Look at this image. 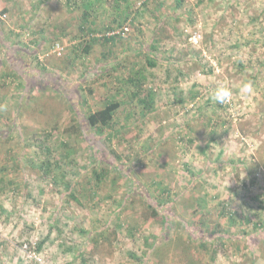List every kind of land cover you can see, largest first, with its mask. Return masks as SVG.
<instances>
[{"label":"rangeland","instance_id":"1","mask_svg":"<svg viewBox=\"0 0 264 264\" xmlns=\"http://www.w3.org/2000/svg\"><path fill=\"white\" fill-rule=\"evenodd\" d=\"M0 264H264V0H0Z\"/></svg>","mask_w":264,"mask_h":264},{"label":"trees","instance_id":"2","mask_svg":"<svg viewBox=\"0 0 264 264\" xmlns=\"http://www.w3.org/2000/svg\"><path fill=\"white\" fill-rule=\"evenodd\" d=\"M150 64H152V63H150ZM16 70H17V69H16ZM41 74H43V73H41ZM25 75H26V74H25ZM46 75H47L48 77L52 78V80H53L55 83L60 84V89H59V91L64 92V94L66 95V98H68V99H71V95H75V94H76V93L74 94L75 90H72L73 87H75V88H77V89L79 90L78 86H71L70 83L67 82L65 79H63V77L60 76L59 74H55V73H53V74L50 75V73H44V74L42 75V77L40 78V80L45 79L43 76L46 77ZM25 79H26V78H25ZM40 80L38 79V82H39ZM29 84H30V85H33V82H29ZM34 84H35V83H34ZM134 84H135V86H136L137 88H139V87L142 86V81L139 80L138 83H134ZM27 89H28V88H27ZM137 90H138V89H137ZM138 91H139V90H138ZM135 95L138 96L139 94L136 92ZM149 97H151V96L148 95L146 98H143V99H142V101L145 103L144 106H145L146 108H150V107H151V103L149 102ZM73 101H74V100H73ZM69 104H70V103H69ZM75 106H76V105H75ZM118 107H119V103H118V102H109V103H108V104H107L102 110L97 111V112H95V113H92L93 115L90 114V117L92 116V117H91V124L94 125V126H95V125H98L99 123L102 124V125H106V124H108L109 121L112 119L115 110H116ZM80 129H81V126H80ZM80 129L77 128V130H80ZM95 154L97 155V152H95ZM115 166H116V165H115ZM115 166H114V167H115ZM147 202L149 203V205H150V207H151V209H152L154 215H158V209H156V208L154 207L153 204H155V203L151 200V198L147 199Z\"/></svg>","mask_w":264,"mask_h":264},{"label":"clouds","instance_id":"3","mask_svg":"<svg viewBox=\"0 0 264 264\" xmlns=\"http://www.w3.org/2000/svg\"><path fill=\"white\" fill-rule=\"evenodd\" d=\"M255 94V86L252 81L243 82L239 87V95L248 99ZM233 96V89L229 86L220 84L218 85L213 92V100L215 103L224 105L231 102Z\"/></svg>","mask_w":264,"mask_h":264},{"label":"built area","instance_id":"4","mask_svg":"<svg viewBox=\"0 0 264 264\" xmlns=\"http://www.w3.org/2000/svg\"><path fill=\"white\" fill-rule=\"evenodd\" d=\"M127 30V28H125Z\"/></svg>","mask_w":264,"mask_h":264}]
</instances>
